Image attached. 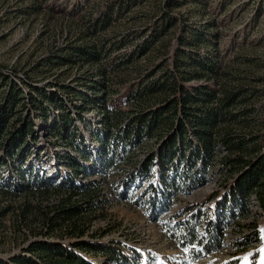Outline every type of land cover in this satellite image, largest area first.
Masks as SVG:
<instances>
[{"label":"rangeland","instance_id":"1","mask_svg":"<svg viewBox=\"0 0 264 264\" xmlns=\"http://www.w3.org/2000/svg\"><path fill=\"white\" fill-rule=\"evenodd\" d=\"M181 37L202 43L183 47ZM83 50L99 63L77 56ZM181 52L217 67L186 82L188 90H245L232 129L264 145V0H0V105L4 81L22 86L36 105L44 92L63 104L47 122L29 106L15 122L22 125L30 109L33 131L21 153L27 162L16 146L0 151V260L12 263L41 244L73 251L87 264H264V210L255 197L248 205L232 202L237 173L224 165L226 151L204 185L189 189L177 165L166 175L178 174L180 191L154 196L163 188L151 159L171 129L132 136L125 148L114 141L120 129L136 130L127 124L137 111L163 106L164 99L139 95L176 70ZM145 164L149 179L139 172ZM63 207L79 209L69 217Z\"/></svg>","mask_w":264,"mask_h":264},{"label":"trees","instance_id":"2","mask_svg":"<svg viewBox=\"0 0 264 264\" xmlns=\"http://www.w3.org/2000/svg\"><path fill=\"white\" fill-rule=\"evenodd\" d=\"M98 27L102 30L107 29L105 25H99ZM201 43L202 39L200 37H195L191 43L184 41V37L180 39V44L183 47ZM77 53V56L87 60L88 63H93V61L99 63V59H91V54H86L84 50ZM185 58L190 60V66L185 64ZM195 61L196 59L191 60L186 52L178 54L174 66L176 70H170L169 73L163 75L161 81L154 82L152 86L150 85L148 89L144 90V94L140 93L139 95V97L143 95L157 100L164 99L163 106L157 111H147L144 107L137 111L133 121L127 124L129 126L133 124L132 127H136V130L130 127L120 129L121 131L115 136L114 141L120 139L121 147L125 148L128 142L132 141L130 140L132 136L145 133L148 137H152L162 130L160 128L163 125H165V128L171 129L172 136L167 143L161 146L159 152L152 156L153 158L151 157L152 159L150 158L151 161H154V159L157 161L156 164L160 173L157 176L156 185L158 189L163 188V192L160 191L159 193L155 188L154 196L164 194L167 191L172 196L180 191L179 186L176 185L178 174H173L170 181L166 175V172L176 170L177 165H184L185 172L180 174V177L184 181L183 184L187 185L189 189L193 190L204 185L206 183L205 177L212 167L214 159L224 150L227 152V156L224 157V165L230 168L232 176L237 173L231 186L232 202H235L237 206L248 205L250 199L255 197L259 202V206L264 210V145L263 143H256V139L253 137L234 132L231 126L237 117L232 110L242 100L245 90L233 91L224 88L219 92L207 88L188 90L186 82L201 80L205 74H216V63H212L213 67H211L206 65L207 62L204 60H198V63H195ZM191 66L194 68L193 74L185 70V67ZM1 77L3 78V75L0 73V79ZM7 84V81L2 83L6 93L3 95L2 104L0 105V151L7 154L11 147L16 146L21 155L20 160L25 163L28 160V155L25 153L22 155L21 153L33 131V121L29 119L32 113H30L29 108H37L36 112L40 116L39 118L47 122L51 108L60 110L63 109V104L57 103L56 93L44 92L38 93V96L43 98L45 102L36 105V99L32 94V96L26 97L22 86L14 81H11L8 86ZM105 88V84L99 85V90L103 91ZM31 89L37 90L35 87H31ZM83 99L90 104H95L98 101L94 98L90 101L87 97ZM46 102L48 103L46 104ZM27 106H29L27 110L28 119H24L23 124L20 126L15 125V122L22 121V111L26 110ZM6 110L9 111V114ZM14 116L15 120L13 119ZM121 122L122 120L119 119L118 123ZM10 123L12 128L5 136ZM191 135L195 139L188 140ZM100 142L103 145L106 144V140ZM0 159L3 161L2 156H0ZM70 165L77 170L78 166L76 164L71 163ZM143 166L139 168L140 174L147 176L148 179L151 178L149 176L152 175L148 176V174H152L153 171L149 169V166L146 167V164ZM20 168L23 169L24 167L21 166ZM200 173L203 175L196 181L197 174ZM21 176L24 177L23 172ZM172 190H174L173 193H171ZM78 209H65L63 207L61 213L70 214L69 217H71L75 215L73 212L78 211ZM215 250L217 248L211 249L212 252ZM25 252L31 255L18 256L12 259V263L0 260V264H39L35 259L36 257H33L34 254H40L38 258L43 264H87L81 255L64 250L59 246L34 244ZM108 252H110L109 249L104 251L105 254H108ZM109 254L112 256V253Z\"/></svg>","mask_w":264,"mask_h":264}]
</instances>
